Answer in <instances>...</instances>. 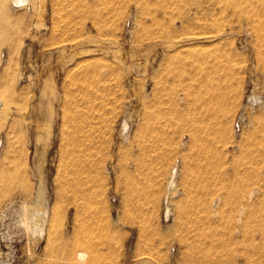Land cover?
Segmentation results:
<instances>
[{"label": "rangeland", "instance_id": "1", "mask_svg": "<svg viewBox=\"0 0 264 264\" xmlns=\"http://www.w3.org/2000/svg\"><path fill=\"white\" fill-rule=\"evenodd\" d=\"M0 55V264L264 262V0H3Z\"/></svg>", "mask_w": 264, "mask_h": 264}, {"label": "bare ground", "instance_id": "2", "mask_svg": "<svg viewBox=\"0 0 264 264\" xmlns=\"http://www.w3.org/2000/svg\"><path fill=\"white\" fill-rule=\"evenodd\" d=\"M2 1L3 0H0V6H1V4H2ZM11 2H12V4H13V6H16V7H18V6H22V5H24V4H26L27 2H28V0H10ZM6 2V1H5ZM6 6V5H5ZM0 57H1V55H0ZM1 106V105H0ZM1 138H0V146H1ZM175 175H176V168L174 167V168H171L170 169V172H169V182H170V184L171 185H173V182H174V177H175ZM214 200V199H213ZM216 200V199H215ZM215 200H214V202H213V204L215 203ZM163 211H164V216L165 217H167L168 216V214H169V207L168 206H166L164 209H163ZM74 255L76 256V262H75V264H79V263H81V261H82V259H83V256H84V253H83V251L81 252L80 250L79 251H77L76 253H74ZM74 256V257H75ZM208 263V262H207ZM193 264V263H192ZM195 264H202V262H198V263H196L195 262ZM205 264V263H204ZM210 264V263H209ZM254 264V263H253ZM255 264H258V263H255ZM259 264H264V262H262L261 263V261L259 262Z\"/></svg>", "mask_w": 264, "mask_h": 264}]
</instances>
